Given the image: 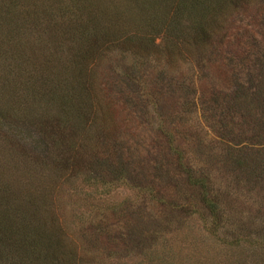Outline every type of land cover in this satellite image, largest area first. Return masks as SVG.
Returning a JSON list of instances; mask_svg holds the SVG:
<instances>
[{"label": "rangeland", "instance_id": "1", "mask_svg": "<svg viewBox=\"0 0 264 264\" xmlns=\"http://www.w3.org/2000/svg\"><path fill=\"white\" fill-rule=\"evenodd\" d=\"M54 2L68 15L48 17L49 0H0L3 226L26 220L50 238L42 253L52 264H264V177L248 179L226 160L246 142L234 144L237 130L224 135L220 109L200 102L240 78L264 84V0L212 2L222 28L193 53L149 31L166 0ZM91 12L122 26L115 42L86 31ZM64 93L67 112L53 96ZM185 171L206 173L214 212Z\"/></svg>", "mask_w": 264, "mask_h": 264}, {"label": "trees", "instance_id": "2", "mask_svg": "<svg viewBox=\"0 0 264 264\" xmlns=\"http://www.w3.org/2000/svg\"><path fill=\"white\" fill-rule=\"evenodd\" d=\"M51 3L48 4L47 9L49 13L48 17L53 16V13L58 14L63 10L59 5L49 8L50 5L55 4L54 0H49ZM168 2V8L164 11H161L159 18L154 21V23L148 24L149 31L151 34H157L160 31H165L168 34L175 36L183 45V47L193 53L191 48L195 45L200 49L209 45L208 42L212 37V33L219 31L222 27L218 26L217 19L215 16V6L212 2L216 0H166ZM91 9V8H90ZM66 15L67 13H61ZM60 14V15H61ZM92 18L86 26V31L89 34H99L101 38L106 42L109 40L111 43L115 42L118 38L116 37L117 33L121 32L122 26H118L116 20H110L112 23L109 25H114L113 27H105L102 25L101 19L103 17H112L111 14L107 12L97 13L96 16L92 12ZM210 14V16H208ZM68 15V14H67ZM97 17V18H96ZM117 22V23H116ZM63 26V24H62ZM82 34H84L82 32ZM125 35V34H124ZM127 36V35H126ZM134 38V37H133ZM132 37H126L121 39V45L126 47L129 44V40ZM143 51H146V45L150 44V39L146 34L143 35ZM90 41V40H89ZM118 42V41H117ZM116 45V44H114ZM200 55V51L198 52ZM249 60L253 65L255 63V51L254 49L248 53ZM202 56V55H201ZM81 58V57H80ZM74 62L81 67L80 60L74 58ZM260 66V65H259ZM256 66L258 69V80L262 82L264 80V65ZM50 73H54L53 70ZM49 73V74H50ZM49 74L45 75L44 79L49 81L52 77ZM52 75V74H51ZM61 74L57 72L56 83L62 81V78H59ZM64 78V77H63ZM251 77L240 78V85L235 86L233 91L224 92L223 90H216L212 92L211 96L206 98H201V103H203L206 108L210 104H215L220 109V116L215 119L216 123H220V129L224 131V135H227L228 132H238V134H233L234 144L236 149L231 148L227 152L229 163H232L235 167L241 169V171H247L246 177L248 179L258 180L260 176L264 177V84L260 85V89H255L251 84ZM79 86L78 77H74V81L66 84V91L71 95L76 93L75 88ZM54 96V99L59 103H63L64 111L67 112L68 109H71L70 95L66 96V93L63 96L60 94ZM61 97V98H59ZM210 103V104H209ZM57 105V106H58ZM218 128V126L216 127ZM256 146V148H254ZM252 148V149H251ZM172 150V147H170ZM174 149V148H173ZM184 153V151L182 150ZM172 153H174L172 151ZM183 155L178 154L177 159L182 161ZM188 172V171H185ZM240 172V170H239ZM195 172L190 174L188 172L187 176L191 178H196V180L201 181L204 184V204L207 210L214 212L217 209L218 200L214 196H209L206 186L207 175L204 172L203 178L200 176H194ZM26 222V220H25ZM23 222V227H14L12 231L3 226L0 222V264H52L55 263V259L52 258V255L47 253H42L43 249H47V246L52 243L50 238H45L42 234H34L33 231H30L27 226L28 224ZM49 255V256H48ZM43 261V262H42Z\"/></svg>", "mask_w": 264, "mask_h": 264}]
</instances>
